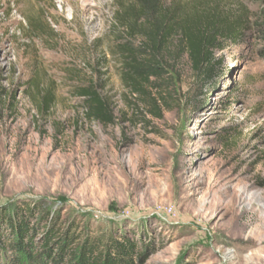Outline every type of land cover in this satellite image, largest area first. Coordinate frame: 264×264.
<instances>
[{
	"label": "rangeland",
	"instance_id": "rangeland-1",
	"mask_svg": "<svg viewBox=\"0 0 264 264\" xmlns=\"http://www.w3.org/2000/svg\"><path fill=\"white\" fill-rule=\"evenodd\" d=\"M219 1L255 28L216 53L225 75L206 100L171 54L156 119L109 55L115 0H0V208L41 204L92 233L120 230L145 264H264V0ZM31 80L53 89L48 114ZM91 81L115 125L84 119L75 91Z\"/></svg>",
	"mask_w": 264,
	"mask_h": 264
},
{
	"label": "trees",
	"instance_id": "trees-1",
	"mask_svg": "<svg viewBox=\"0 0 264 264\" xmlns=\"http://www.w3.org/2000/svg\"><path fill=\"white\" fill-rule=\"evenodd\" d=\"M235 9L219 0L189 4L181 0H115L109 55L119 65L126 92L161 119L169 98L167 87L159 83L169 78L167 63L175 54L188 58L206 100L210 94L206 90L215 88L225 75L216 53L230 44L241 46L255 28L246 12ZM27 86L31 93L36 89L41 100L39 113L48 114L55 101L53 89L32 80ZM75 94L82 100L88 123L104 127L117 123L111 102L95 81L81 83ZM193 100L189 99V105ZM147 251L132 235L120 230L108 235L92 233L81 222L46 211L41 204L13 211L0 208V264H145Z\"/></svg>",
	"mask_w": 264,
	"mask_h": 264
}]
</instances>
